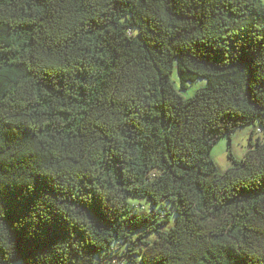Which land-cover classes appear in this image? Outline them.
<instances>
[{"label":"trees","instance_id":"1","mask_svg":"<svg viewBox=\"0 0 264 264\" xmlns=\"http://www.w3.org/2000/svg\"><path fill=\"white\" fill-rule=\"evenodd\" d=\"M15 263L264 264L262 0H0V264Z\"/></svg>","mask_w":264,"mask_h":264},{"label":"rangeland","instance_id":"2","mask_svg":"<svg viewBox=\"0 0 264 264\" xmlns=\"http://www.w3.org/2000/svg\"><path fill=\"white\" fill-rule=\"evenodd\" d=\"M264 2V0H262ZM204 80H197L194 82V84L190 85L189 89H188V93H186V95L192 93L197 86L204 84ZM246 128H239L236 129L232 135V151L234 153L235 156L241 157L242 154L244 153V151L246 150L247 147V142H248V137L249 135H244V131ZM227 137L224 136L222 138H220L219 140H217V142L214 144L213 148H212V155L214 157V159L216 160V162L218 163L221 171L225 170L229 165H230V160L228 158L227 155ZM142 204H144L145 207L141 206L140 208H142L143 210L148 209L150 210V206L149 204L145 201L142 200L140 201ZM156 211H158L161 215L163 214H168L171 217V220L174 221L175 219V214L174 211L172 210V207L168 204H165L164 206L158 205L157 209H155ZM15 264H22V263H15Z\"/></svg>","mask_w":264,"mask_h":264},{"label":"crops","instance_id":"3","mask_svg":"<svg viewBox=\"0 0 264 264\" xmlns=\"http://www.w3.org/2000/svg\"><path fill=\"white\" fill-rule=\"evenodd\" d=\"M243 128H246V129H245L246 131H244L243 134H244V135H249V136H250V133H251V127H243ZM248 138H249V137H248ZM245 151H246V150H245ZM245 151H244V152H245ZM243 154H244V153H243ZM243 154H242V155H243Z\"/></svg>","mask_w":264,"mask_h":264}]
</instances>
